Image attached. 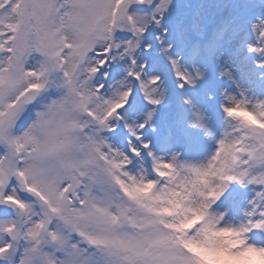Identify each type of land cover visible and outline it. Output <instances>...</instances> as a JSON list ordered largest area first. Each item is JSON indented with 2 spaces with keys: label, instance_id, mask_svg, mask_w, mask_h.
Instances as JSON below:
<instances>
[{
  "label": "snow or ice",
  "instance_id": "obj_1",
  "mask_svg": "<svg viewBox=\"0 0 264 264\" xmlns=\"http://www.w3.org/2000/svg\"><path fill=\"white\" fill-rule=\"evenodd\" d=\"M0 264H264V0H0Z\"/></svg>",
  "mask_w": 264,
  "mask_h": 264
}]
</instances>
